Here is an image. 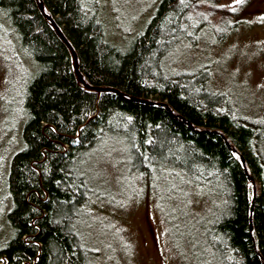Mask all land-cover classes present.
I'll return each mask as SVG.
<instances>
[{
	"label": "trees",
	"instance_id": "16d2710c",
	"mask_svg": "<svg viewBox=\"0 0 264 264\" xmlns=\"http://www.w3.org/2000/svg\"><path fill=\"white\" fill-rule=\"evenodd\" d=\"M41 2L72 45L84 82L120 94H97L77 82L69 51L34 0H0L38 65L24 98L23 148L9 165L13 236L0 249V264H100L83 225L89 204L101 197L88 165L105 144L125 152L140 181L175 186L180 177L217 199L203 236L210 264H264V112L250 118L238 111L212 86L209 66L171 64L176 49L194 44L211 24L210 11L200 13L202 0H161L142 32L119 42L108 34L99 0ZM236 23L212 24L214 40ZM248 176L256 188L251 212Z\"/></svg>",
	"mask_w": 264,
	"mask_h": 264
},
{
	"label": "rangeland",
	"instance_id": "374dc122",
	"mask_svg": "<svg viewBox=\"0 0 264 264\" xmlns=\"http://www.w3.org/2000/svg\"><path fill=\"white\" fill-rule=\"evenodd\" d=\"M99 1L108 34L116 42L142 32L161 2ZM206 1L213 6L205 5ZM202 2L200 13L210 11L211 24L199 31L194 44L176 49L171 64L176 69L209 66L212 86L225 92L238 111L250 118L262 114L264 0ZM224 20L229 25L239 23L217 42L211 30ZM37 70V63L0 10V249L13 236L7 219L12 207L9 165L23 148L24 98ZM127 161L124 151L105 144L88 165L101 197L89 204L83 227L87 243L100 252V264H210L203 236L215 215L217 199L198 188L189 189L180 177L175 184L171 182L175 186L160 181L153 186L147 178L149 183L140 181Z\"/></svg>",
	"mask_w": 264,
	"mask_h": 264
},
{
	"label": "water",
	"instance_id": "95a60500",
	"mask_svg": "<svg viewBox=\"0 0 264 264\" xmlns=\"http://www.w3.org/2000/svg\"><path fill=\"white\" fill-rule=\"evenodd\" d=\"M35 1V4L37 6V9L39 11V13L41 14V16L49 23L51 29L53 30L54 34L56 35V37L62 42V44L67 48V50L69 51V54H70V57H71V64H72V69H73V73L76 77V80L77 82L82 85V87L87 90V91H91V92H95L97 94L101 93V92H113V93H116V94H120V92H118V90L114 89V88H111V87H94V86H90L88 84H86L82 78V76L80 75V73L78 72V65H77V58H76V54L74 52V49L72 47V45L68 42V40L65 38V36L63 35V33L61 32L60 28L56 25V23L54 22V20L51 18V16L47 15L45 12H44V9H43V5H42V2L41 0H34ZM132 101L134 102H139V103H145V104H148V105H152L153 102H147V101H144V100H138V99H132ZM159 105L161 107H164L166 109V111L170 114V115H173L171 110L166 106L165 103H159ZM175 117V115H173ZM180 121L182 123H185L187 125V127L189 129H193L192 126L185 122L183 119H181L179 117ZM202 133H209L210 131H201ZM212 133L220 136V138L222 139V141L224 142V144L231 150V152H234V149L231 148L229 142L226 140V138L223 136L222 133L218 132V131H213ZM240 160H241V165H242V168L244 170V172L246 173V167H245V162H244V159L243 157L241 156L240 157ZM248 179L251 181V184H252V204H251V208H250V212L252 210V206H253V201H254V198H255V194H256V188H255V184H254V181L252 179V177L248 176ZM250 219V217H249ZM249 229L251 230L252 227H251V223L249 225Z\"/></svg>",
	"mask_w": 264,
	"mask_h": 264
}]
</instances>
